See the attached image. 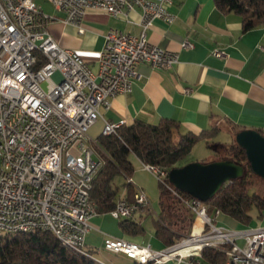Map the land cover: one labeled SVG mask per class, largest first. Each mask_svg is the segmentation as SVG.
<instances>
[{"label":"built area","instance_id":"obj_1","mask_svg":"<svg viewBox=\"0 0 264 264\" xmlns=\"http://www.w3.org/2000/svg\"><path fill=\"white\" fill-rule=\"evenodd\" d=\"M47 1L64 13L61 21L80 34L88 9L127 21L130 12H139V33L110 29L93 70L77 50L63 48L52 38L48 24L58 20L56 16L34 0H0V230L53 226L57 240L70 237L85 245L90 220L98 215L90 198L92 181L102 166L88 130L112 98L131 92L140 64L168 69L177 62V52L147 39L154 19L173 22L168 5L174 0ZM182 46L192 44L185 41ZM55 71L58 80L52 77ZM122 124L105 122L102 134H115ZM142 165L194 214L191 231L160 249L106 236L104 250L157 263L203 264L200 243L214 241L226 254L223 264H264V226H219V211L208 214L204 202L178 193L168 181L169 170ZM134 190H139V202L119 195L109 214L132 219L136 211L151 208L145 191ZM197 220L200 227L195 231Z\"/></svg>","mask_w":264,"mask_h":264},{"label":"crops","instance_id":"obj_2","mask_svg":"<svg viewBox=\"0 0 264 264\" xmlns=\"http://www.w3.org/2000/svg\"><path fill=\"white\" fill-rule=\"evenodd\" d=\"M48 3L47 7L38 5L58 18L48 24L52 38L63 48L77 50L93 70L110 29L135 35L140 31L137 10L130 12L127 21L104 11L88 9L81 21L84 31L80 34L76 27L61 21L63 12ZM168 10L174 16L173 22L154 19L147 30V39L154 45L177 52V62L168 69H153L140 64L131 92L112 98L108 109L101 108V117L88 130V138L96 141L105 122L129 125L141 120L157 124L162 119L173 120L179 124L181 132L196 135L218 126L220 132L230 136L236 129H254L264 136V27L243 30L241 17L233 12H222L213 0H174ZM185 41L192 47H183ZM215 50L221 54L215 55ZM52 77L58 80L60 74L55 71ZM131 161L134 166L130 177L132 186L130 191L123 187L125 179L120 176L123 181L119 195L133 200L135 187L145 191L151 208L136 211L130 219L142 224L145 230L142 234L130 236L121 230L119 220H115L116 232L109 225L105 227L109 212L98 214L103 216L91 218L92 229L85 237L84 248L89 253L102 248L106 236L149 244L155 249L165 247L155 236V219L152 218L160 211L158 180L135 156H131ZM156 203L158 213L152 208ZM250 214L252 220L248 225L221 212L215 215V222L235 229L264 226V209L259 212L253 207ZM149 216L152 226L147 227L145 220ZM196 222L200 224L199 220ZM179 224L174 223V227H181ZM107 253L106 260H97L105 264H127L123 259L132 264L135 262L134 257L129 259V253Z\"/></svg>","mask_w":264,"mask_h":264},{"label":"trees","instance_id":"obj_3","mask_svg":"<svg viewBox=\"0 0 264 264\" xmlns=\"http://www.w3.org/2000/svg\"><path fill=\"white\" fill-rule=\"evenodd\" d=\"M213 1L222 12L238 14L243 30L264 27V0ZM240 130L233 132L229 143H218L211 139L221 131V127L214 126L196 135L181 132L179 124L173 120L162 119L157 124L135 120L129 125L122 124L115 134L98 135L96 144L102 166L92 181L90 191V198L95 203L98 214L108 213L115 206L121 186L115 184L117 177H124L122 186L130 191L132 184L127 179L134 172L131 156H135L144 164L156 165L168 171L170 168L186 164L184 160L192 147L203 141L211 154L201 162L229 159L244 169L241 177L222 184L218 192L204 202L208 214L219 211L238 223L248 225L252 220L251 209L255 207L259 212L264 209V179L253 173L245 150L236 141V134ZM158 187L160 211L154 221V232L155 236L168 246L191 231L194 214L163 184L158 182ZM178 193L190 196L180 190ZM174 223H180L181 227L175 228ZM119 226L130 236L142 234L145 230L142 224L130 219H120ZM225 260L226 254L221 250L209 247L202 249L203 264H223ZM0 264L100 263L90 255H84L63 245L51 232L36 230L0 235Z\"/></svg>","mask_w":264,"mask_h":264},{"label":"water","instance_id":"obj_4","mask_svg":"<svg viewBox=\"0 0 264 264\" xmlns=\"http://www.w3.org/2000/svg\"><path fill=\"white\" fill-rule=\"evenodd\" d=\"M236 141L245 150L253 173L264 179V136L257 130L243 129L237 132ZM243 172V166L229 159L191 161L170 168L168 181L175 189L206 202L218 192L222 184L241 177Z\"/></svg>","mask_w":264,"mask_h":264},{"label":"rangeland","instance_id":"obj_5","mask_svg":"<svg viewBox=\"0 0 264 264\" xmlns=\"http://www.w3.org/2000/svg\"><path fill=\"white\" fill-rule=\"evenodd\" d=\"M34 2L36 4H40L44 7L49 6V3L47 0H34ZM232 137L230 135H228L225 132H220L218 134H216L211 140L214 142H218V143H229L231 141ZM211 151L210 149L206 146V144L203 141H199L197 142L191 149L189 155L185 158V162H191V161H201L203 160V158L207 157L208 154H210ZM123 179L122 177H117L115 180V184L117 185H121ZM121 189V186H120ZM152 208L155 210L156 213H158V204H153ZM109 214V213H108ZM112 218H114L111 214H109ZM109 215L105 218H108V224H105V227L108 228V225L110 226V228H112V230L117 232V223L115 220H118L116 218L112 219L111 217H109ZM103 215H99L97 216L98 218H101ZM106 216V215H105ZM154 219H156L157 214H153L152 215ZM145 225L147 227L152 226V221H151V216L147 217L145 220ZM200 227L199 222L195 223V231H197ZM239 243H241V241H239ZM90 255L92 257H94L95 259H101V260H106L105 256H109V253H107V251H105L103 248L99 247L98 250H92ZM127 264H132L131 262H129V260L127 259H123Z\"/></svg>","mask_w":264,"mask_h":264},{"label":"bare ground","instance_id":"obj_6","mask_svg":"<svg viewBox=\"0 0 264 264\" xmlns=\"http://www.w3.org/2000/svg\"><path fill=\"white\" fill-rule=\"evenodd\" d=\"M133 202H139V190H136L134 201ZM249 228V227H247ZM36 230H43V231H49L53 234V226H36L35 228H16V229H10V230H0V235L7 234V233H20V232H33ZM58 240L63 245L78 251L82 254L90 255L88 251L85 250L84 245L80 242L74 241L70 237H58ZM213 248L216 249V243L214 241H201L200 243V250L203 248ZM115 252V251H113ZM91 256V255H90ZM92 257V256H91ZM135 262L146 264V263H153V264H164V263H157L154 260L151 259H144L143 257H134ZM100 264H105L104 262L97 260Z\"/></svg>","mask_w":264,"mask_h":264}]
</instances>
